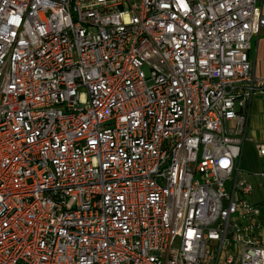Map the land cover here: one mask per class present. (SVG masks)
Masks as SVG:
<instances>
[{
  "label": "built area",
  "instance_id": "2783aa9c",
  "mask_svg": "<svg viewBox=\"0 0 264 264\" xmlns=\"http://www.w3.org/2000/svg\"><path fill=\"white\" fill-rule=\"evenodd\" d=\"M263 31L259 0H0V264H264Z\"/></svg>",
  "mask_w": 264,
  "mask_h": 264
},
{
  "label": "crops",
  "instance_id": "0c3cea01",
  "mask_svg": "<svg viewBox=\"0 0 264 264\" xmlns=\"http://www.w3.org/2000/svg\"><path fill=\"white\" fill-rule=\"evenodd\" d=\"M259 2L262 4L264 13V0H259ZM251 61L255 77L259 79H264V31L261 33L259 38L253 43ZM247 133H250L251 135V140L248 141V143L253 145V151L255 152L256 157L259 159V163L257 164L256 169L258 170L264 165V159L259 158L256 151L257 145L264 144V142H258V137L261 134L263 135L264 133V94H257L253 97L248 120Z\"/></svg>",
  "mask_w": 264,
  "mask_h": 264
},
{
  "label": "rangeland",
  "instance_id": "374dc122",
  "mask_svg": "<svg viewBox=\"0 0 264 264\" xmlns=\"http://www.w3.org/2000/svg\"><path fill=\"white\" fill-rule=\"evenodd\" d=\"M251 128V125H250ZM247 143L244 147V151H243V157H242V161H241V166L243 169L246 170H256L257 169V164L259 163V159L256 157L255 152L253 151V145L249 144L248 141L251 140V135L250 133H247ZM258 142H264V133L263 135L261 134L258 137ZM254 191L252 193L251 196V201L256 203V204H263L264 205V186L263 183L259 182V181H254ZM261 222L262 225L264 226V207L261 210Z\"/></svg>",
  "mask_w": 264,
  "mask_h": 264
}]
</instances>
